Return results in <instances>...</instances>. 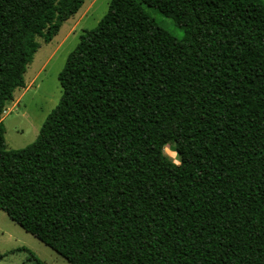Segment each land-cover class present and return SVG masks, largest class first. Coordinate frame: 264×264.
Listing matches in <instances>:
<instances>
[{"label":"trees","instance_id":"16d2710c","mask_svg":"<svg viewBox=\"0 0 264 264\" xmlns=\"http://www.w3.org/2000/svg\"><path fill=\"white\" fill-rule=\"evenodd\" d=\"M83 3L0 0V210L69 264H264V0H111L36 139L7 149L36 38Z\"/></svg>","mask_w":264,"mask_h":264},{"label":"rangeland","instance_id":"374dc122","mask_svg":"<svg viewBox=\"0 0 264 264\" xmlns=\"http://www.w3.org/2000/svg\"><path fill=\"white\" fill-rule=\"evenodd\" d=\"M111 0H84L76 15L64 22L49 43L36 38L39 48L24 74L25 86L17 89L2 115L7 149H20L32 143L51 110L58 104L61 87L58 75L69 53L85 30L96 27L108 10ZM155 23L177 39L183 29L153 8H144ZM163 152L172 162L178 159L169 139L162 142ZM43 264H69L61 255L24 231L0 210V264H33L27 251Z\"/></svg>","mask_w":264,"mask_h":264},{"label":"clouds","instance_id":"9594fccd","mask_svg":"<svg viewBox=\"0 0 264 264\" xmlns=\"http://www.w3.org/2000/svg\"><path fill=\"white\" fill-rule=\"evenodd\" d=\"M174 163H175L177 166H179V164H180V160L177 159V160L174 161Z\"/></svg>","mask_w":264,"mask_h":264}]
</instances>
